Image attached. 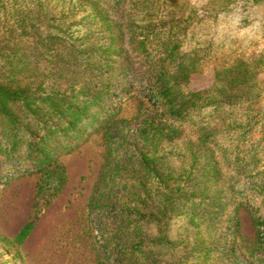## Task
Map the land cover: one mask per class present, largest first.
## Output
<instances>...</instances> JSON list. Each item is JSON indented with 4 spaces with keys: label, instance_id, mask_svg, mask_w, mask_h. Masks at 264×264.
<instances>
[{
    "label": "trees",
    "instance_id": "obj_1",
    "mask_svg": "<svg viewBox=\"0 0 264 264\" xmlns=\"http://www.w3.org/2000/svg\"><path fill=\"white\" fill-rule=\"evenodd\" d=\"M54 1L0 0V186L40 175L10 247L65 189L59 159L80 123L143 95L139 127L106 120L109 181L90 202L98 264H264V0H209L201 15L183 0ZM210 66L213 86L188 89Z\"/></svg>",
    "mask_w": 264,
    "mask_h": 264
},
{
    "label": "rangeland",
    "instance_id": "obj_2",
    "mask_svg": "<svg viewBox=\"0 0 264 264\" xmlns=\"http://www.w3.org/2000/svg\"><path fill=\"white\" fill-rule=\"evenodd\" d=\"M67 1L55 0L54 5L58 4L60 8H66ZM183 1L192 4L195 15L203 14L209 3V0ZM257 9L258 13H264V6ZM222 26L227 29L235 28L237 21L233 20ZM226 28L224 30H227ZM257 40L262 42L260 37H257ZM215 77V67H207L190 77L188 89L192 91L209 89L213 86ZM259 79L264 87V73ZM116 102L115 111H105L102 113L103 116L100 112L98 117L88 114L79 125L81 127L86 125L88 129L81 137L72 140L75 144L74 151L69 154L60 152L59 161L66 168L67 185L63 192L41 212L34 232L22 246L19 254L16 248L10 247V241L32 218L35 191L40 175L18 179L3 189L0 186V264H6V260L12 261L9 264H98L94 248V237L98 231L91 227L90 202L97 188H103V183L109 181L105 174L109 170L105 169L109 159L105 141L106 120L115 115L114 120H126L135 128L149 119V115L143 114L142 111L144 110L142 102H146L143 95L135 97L126 95L124 99L117 98ZM108 106L109 104H106V107ZM65 142L64 140L58 142L61 150H64L65 147L60 146H64ZM23 149L20 150L21 154ZM9 172L12 171H6L5 174ZM141 182L146 183V178L143 177ZM240 217L242 234L246 238L255 239L257 232L249 212L241 210Z\"/></svg>",
    "mask_w": 264,
    "mask_h": 264
}]
</instances>
